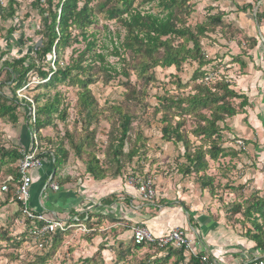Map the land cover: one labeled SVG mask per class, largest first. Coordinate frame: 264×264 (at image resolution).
I'll use <instances>...</instances> for the list:
<instances>
[{
    "label": "rangeland",
    "instance_id": "rangeland-1",
    "mask_svg": "<svg viewBox=\"0 0 264 264\" xmlns=\"http://www.w3.org/2000/svg\"><path fill=\"white\" fill-rule=\"evenodd\" d=\"M9 1L0 0V51L5 53L1 62L31 52L41 38V17L33 7V0H14L15 13L11 18L6 15ZM101 1L95 0L92 6ZM259 2L260 0H190L192 12L187 18V25L191 28L208 22L209 17L218 16L221 19L220 24L211 26L199 38L201 54L207 62L202 69L198 70L196 61H187L178 70L173 67L155 68L150 71L154 80L147 85L132 71L129 77L118 75L108 83L103 82L101 73H98L86 85L87 94L93 102V112L89 118L80 101V94L84 90L82 85L64 81L48 87H38L44 81H39L34 71L29 73L27 83L16 91L17 100L26 98L32 101V111L36 106L34 98L38 97V105H43L53 97L57 98V112L52 113L50 123L38 131V143H41L42 152L56 153L60 148L66 152V158L61 160L59 167L56 166L54 181L59 187L70 188L72 194L80 198L82 203L78 208L82 207L83 212L93 218L87 225L92 231L84 233L76 227L57 239L52 248L43 253L35 246L34 241H22L19 245L16 240L25 232L26 225L16 202L11 200L9 194L1 193L0 204L7 202L11 207L0 209V264H40L38 262L41 259L45 260L43 264H87L86 261L95 256L96 264H100V260L101 264H152L155 260L159 261L154 264L163 263V253L147 248L133 249L131 234H124L131 227L122 225L117 228L119 233L111 234L107 223L111 220L114 222V217L109 220L105 215L94 212L99 208L101 200L116 199L119 188L125 185V178L128 176L139 179L150 177L153 180L156 202L159 204L156 209L162 208L161 200L171 202L172 206L182 202L190 212L203 216L205 224L218 223L230 233L243 238L249 225L242 220L241 213L232 215L231 208L236 204L244 205L252 198L264 200V46L258 40L259 32H263L260 25L263 8L259 6ZM247 5L250 6L249 9L240 11ZM151 6L154 7L155 4H146L141 8L147 11ZM42 7L45 8H39ZM103 16L97 14L96 24L89 29V32H98L94 51L102 53L106 63L120 72L125 64L121 62V58L112 55L111 47L112 43H116L115 34L119 33L118 41H121L125 33L118 24L105 21ZM9 29H13L11 35H7ZM83 47L84 44L81 43L65 49L60 57L63 65L68 62L72 48L80 51ZM76 55V52L73 53V58ZM49 59L50 57L46 59V70L53 65L54 58ZM5 69L0 70V92L4 98L11 99L12 85L4 81ZM95 69L97 70V66ZM95 69L89 72L95 73ZM202 70L212 75V83L225 80L237 96L226 100L235 108L237 115L226 118L219 124L220 141L217 145L228 151L229 155L218 156L215 161L207 160L204 181H210L211 186L205 188L201 186L198 176H183L178 172L179 166L184 163L183 148L181 144L174 145L161 139L160 123L163 99L186 98L195 94L200 81L193 82L192 78ZM243 99L246 105L242 108L240 104ZM114 108L124 113L130 111L134 118L122 149L123 155H127L138 138L140 143L137 146L142 147L131 162L125 157L120 158L122 168L118 177H113L116 163L108 151L118 130ZM202 114L208 116L206 111H202ZM15 115L16 123L0 120V148L16 149L19 152L28 147L30 139L29 133L25 131L26 112L22 105L18 106ZM44 118L45 116H41V119ZM183 119V130L190 133L198 119ZM31 132H34L33 128ZM187 137L195 146L199 145V139L195 141L190 134ZM23 140L27 146L23 144ZM82 141L81 154L77 156L75 146H80ZM85 142L88 143L87 146H84ZM91 154L99 160V169L105 174L102 181H94L86 173ZM16 166L17 162L1 167L0 185L4 176L11 172L15 174ZM143 205L147 206L146 203ZM116 222L124 224L119 220ZM99 247L103 250L97 252ZM173 261L171 258L166 264Z\"/></svg>",
    "mask_w": 264,
    "mask_h": 264
},
{
    "label": "trees",
    "instance_id": "trees-1",
    "mask_svg": "<svg viewBox=\"0 0 264 264\" xmlns=\"http://www.w3.org/2000/svg\"><path fill=\"white\" fill-rule=\"evenodd\" d=\"M93 2L95 0H44L43 2L33 0V7L38 10L41 17L40 40L34 45L31 52L16 59L1 62L5 53L0 51V70L6 68L4 81L12 85L10 90L11 99L4 98L0 92V120L16 123L15 111L19 105H22L26 112L25 131L29 133L33 128L37 134L38 142L40 140L38 131L41 127L50 123V115L57 112L58 100L53 97V99L46 100L43 105H38L39 99L36 97L33 100L36 106L32 111V101L26 98L17 100L16 91L27 83L30 72L34 71L39 81H44L38 87H48L64 81H73L82 85L84 90L80 94V101L89 118L93 112V102L87 94L86 85L91 83L92 77L101 73L103 82L108 83L118 75L127 78L132 71L138 79L142 80L144 85H147L154 80L150 71L155 68L170 69L173 67L178 70L185 62L196 61L198 62V70H200L207 62L204 61L201 54L199 38L205 35L211 29V26L221 23L220 17L216 16L209 17L208 22L195 25L194 28L188 26L187 18L192 12L189 4L190 0H102L92 6ZM151 3H154L155 6H151L147 11L141 8ZM15 5L14 0L9 1L6 11L7 17L14 16L15 9L13 7ZM41 6H45V8H39ZM249 8L250 6L247 5L241 8L240 11L244 12ZM154 10L155 12H153ZM97 14H103V19L107 22L118 24L119 28L125 33L121 41H118L119 33H116V43H112L111 47L112 55L121 58V62L125 64L120 72H117L115 68L106 63L105 56L102 53L94 51L97 41L95 37L98 32H89V29L96 24ZM12 33L13 29L7 31V35ZM81 43L84 44L83 49L78 51L72 48L68 62L63 65L60 60L62 52L72 45ZM75 52L77 55L73 58L72 54ZM87 55L88 58H85ZM48 57H50L49 60H52V58L54 60L52 67L46 70V67H48L46 59ZM96 66L97 70L95 69ZM94 69L96 70L95 73L89 72ZM206 75L208 73L203 70L194 74L192 81H200L195 94L186 98H165L161 102L160 108L162 110L160 119L162 124L161 139L166 143L181 144L184 151L182 154L184 163L179 166L178 172L183 176L192 174L198 176L203 188L211 186L210 181H204L206 177L204 173L208 167L207 160L215 161L218 156L225 157L229 155L228 151H224L217 145L220 141L219 124L223 123L226 118L237 115L235 108L226 101L237 97L230 85L223 79L216 80L214 83L205 82L204 77ZM80 78H84V80H80ZM243 101L240 104L242 108L246 105L244 99ZM113 111L117 113L118 124L116 129L118 130H116V136L113 138L108 151L116 163L113 177H118L122 168L120 158L125 157L128 162H131L142 147L137 146L140 143V138H138V141L135 140L133 146L131 145L127 155H123L122 149L134 118L130 111L124 113L117 108H114ZM202 111L208 112V116L202 114ZM31 115L33 118H31ZM41 116H45V118L41 119ZM183 117L198 119L190 133L183 130L185 127ZM26 132L24 134L28 139L29 134L27 137ZM188 134L195 141L199 139L198 146H195L188 139ZM23 142L27 146L24 140ZM39 145L41 147V143ZM87 145L88 143L85 142L84 146ZM204 145L207 147L204 148ZM82 147L83 141L80 146H75L77 156H80ZM43 153H45L46 160L50 164V166L48 165L49 173L51 174L54 171L55 174L61 160L63 161L66 158V152L60 148L56 153H49L48 151H43ZM18 159V150L0 148V169L6 164L16 163ZM88 161L86 173L94 181L104 180L105 174L99 169V160L91 154ZM54 174L52 181H54ZM9 176L13 178V182L7 185L8 192L6 194H9L11 200L16 202L20 208V203L14 198L18 179L17 173H9V175L3 177V180ZM111 200L110 202L101 200V203L109 206L114 202L113 198ZM6 204L7 202L0 204V209ZM231 210L232 215L241 213L242 220L249 225V228L243 234V238L254 244L253 249L255 251L264 250V200L252 198V200H247L244 205H234ZM85 217H87V220H84ZM78 219L80 224L85 226L90 233L92 228L87 225L88 221L93 219L92 216L86 213L78 216ZM22 220L26 225V230L16 241L19 245L23 242L34 241L36 247L41 246L42 253L51 249L57 239L76 229V227H65L63 231L58 230L53 234L35 237L31 222L25 219ZM35 227L39 229L42 224H35ZM132 245L134 250L147 248L157 253H163V263L161 264H166L171 258L174 259L171 264H206L201 261L203 254L187 259L181 251L170 248L155 249L135 246L133 242ZM102 250L103 248L99 247L97 252ZM208 258L212 259L210 255ZM44 261V259H41L38 263L43 264ZM156 261L159 260L153 261L152 264L157 263ZM86 263L96 264V256L87 260Z\"/></svg>",
    "mask_w": 264,
    "mask_h": 264
},
{
    "label": "crops",
    "instance_id": "crops-1",
    "mask_svg": "<svg viewBox=\"0 0 264 264\" xmlns=\"http://www.w3.org/2000/svg\"><path fill=\"white\" fill-rule=\"evenodd\" d=\"M47 163L49 162L46 160V165L44 164L42 169L31 174L30 208L36 213L43 214L46 219L57 218L62 221L86 214L82 207L78 208L82 202L79 200L80 198L72 194L70 188L58 186L57 192H51L45 187L48 177L51 175ZM119 189L118 196L115 197L116 199L111 205L101 203L98 204L99 208L94 210L97 214L105 215L109 220L114 217V222L111 220L110 223H107L111 234L119 233L117 228L122 225L126 228L142 225L158 237L165 235L173 228H181L194 239V243L198 245V251H204L219 264H242L247 258L255 255L256 251L253 249L252 242L237 237L218 223L205 224L203 216H197L193 211L190 212L182 202H178L177 206H172L171 202L161 200L162 208L159 210V206H157L159 210L157 211L154 206L144 207L145 205L137 199L133 189L126 185ZM111 199L107 201L110 202ZM156 204L159 205L158 202ZM132 206H135L136 209ZM9 207L11 206L6 204L1 210L9 209ZM116 220L122 221L124 224L116 222ZM126 233H130V231L124 232V234Z\"/></svg>",
    "mask_w": 264,
    "mask_h": 264
},
{
    "label": "built area",
    "instance_id": "built-area-1",
    "mask_svg": "<svg viewBox=\"0 0 264 264\" xmlns=\"http://www.w3.org/2000/svg\"><path fill=\"white\" fill-rule=\"evenodd\" d=\"M43 1L44 0H41V2ZM259 6L263 8L260 19L261 30L263 32H259L258 40L261 43L260 45L264 46V0H260ZM204 81L212 82V75H206ZM29 139L30 144L28 147L19 151V159L16 166L18 179L16 181L17 186L14 192V198L20 203L19 211L22 219L31 222L35 237H42L44 234H53L58 230L63 231L65 227L69 228L71 225L80 228L84 233H89L85 226L80 224L78 216H73L67 221H62L57 218L46 219L43 214L36 213L30 208L31 174L43 168L46 157L44 156L45 153L41 151L35 132H29ZM52 177L53 175L48 177L45 187L51 192H57L59 187L52 181ZM12 182V177L9 176L4 178L0 185V193L6 194L8 192L7 185ZM125 185L134 190L139 201L146 203L149 207H157L154 183L150 177L139 179L134 176H128L125 178ZM132 207L136 209L135 206ZM84 220H87V217H85ZM35 224H42V227L38 229L35 227ZM130 234L131 240L135 246L152 247L155 249L170 248L175 251H181L187 259L203 254L201 257L202 262L206 264H219L213 257L210 260L208 258L209 255L204 251H198V245L194 243V239L188 236L185 230L181 228H173L165 235L158 237L153 235L144 226L137 225L130 228ZM40 247L39 245V248ZM242 264H264V250H256L254 257L247 258Z\"/></svg>",
    "mask_w": 264,
    "mask_h": 264
},
{
    "label": "water",
    "instance_id": "water-1",
    "mask_svg": "<svg viewBox=\"0 0 264 264\" xmlns=\"http://www.w3.org/2000/svg\"><path fill=\"white\" fill-rule=\"evenodd\" d=\"M54 174V171L51 173V175H53Z\"/></svg>",
    "mask_w": 264,
    "mask_h": 264
}]
</instances>
